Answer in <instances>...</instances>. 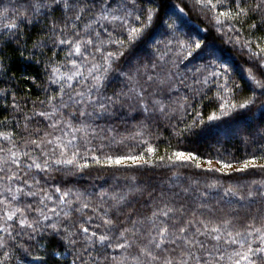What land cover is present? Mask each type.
<instances>
[{"label": "snow or ice", "instance_id": "obj_1", "mask_svg": "<svg viewBox=\"0 0 264 264\" xmlns=\"http://www.w3.org/2000/svg\"><path fill=\"white\" fill-rule=\"evenodd\" d=\"M181 3L0 0V264H264V0Z\"/></svg>", "mask_w": 264, "mask_h": 264}, {"label": "trees", "instance_id": "obj_2", "mask_svg": "<svg viewBox=\"0 0 264 264\" xmlns=\"http://www.w3.org/2000/svg\"><path fill=\"white\" fill-rule=\"evenodd\" d=\"M175 3L179 4L181 7H183L184 5L181 3V0H174ZM202 20V18H200ZM196 22H200V21H196ZM201 27H206L205 24L201 23ZM36 36L35 34L33 35V39H35ZM9 52L11 51L10 49L8 50ZM13 61L14 63H12V67H11V71L12 73L17 77V80H8L7 78H0V89H4V88H13V86L15 85L16 88H32V99H36V94H39V98L43 99L44 95L41 92V90L39 88H36L34 86H32L29 83H25L23 81H19V75L22 72H26V71H32L34 66L28 65L23 61H18L16 60V57H13ZM33 74H35V72H33ZM37 83L39 84L40 81L38 80ZM8 102H11V98L9 97ZM0 103H4V101L0 100ZM117 123L118 126H120V121L116 120L115 121ZM133 121H131V119H129V125H131ZM121 131H123V127H121ZM161 135L162 136H168L169 133L167 131H164L163 129H161ZM176 142L173 140V144H175ZM189 147H191L192 145H187ZM229 147H231V145H228ZM201 151H203V149H201ZM233 151H235V149H233ZM106 175L105 176H100L98 179H96L97 183H103L104 180L106 179ZM92 179V178H89Z\"/></svg>", "mask_w": 264, "mask_h": 264}]
</instances>
